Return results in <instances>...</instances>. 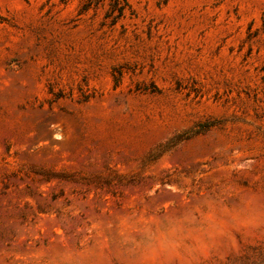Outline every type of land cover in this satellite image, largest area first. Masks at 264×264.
I'll return each instance as SVG.
<instances>
[{"label":"rangeland","instance_id":"rangeland-1","mask_svg":"<svg viewBox=\"0 0 264 264\" xmlns=\"http://www.w3.org/2000/svg\"><path fill=\"white\" fill-rule=\"evenodd\" d=\"M0 264H264V0H0Z\"/></svg>","mask_w":264,"mask_h":264}]
</instances>
